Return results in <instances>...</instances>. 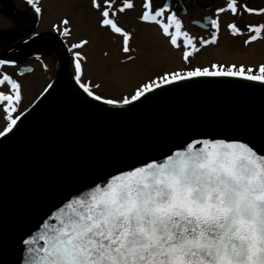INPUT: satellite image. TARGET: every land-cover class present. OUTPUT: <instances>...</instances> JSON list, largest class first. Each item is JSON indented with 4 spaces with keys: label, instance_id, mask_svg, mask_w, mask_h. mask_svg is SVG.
Instances as JSON below:
<instances>
[{
    "label": "snow or ice",
    "instance_id": "obj_1",
    "mask_svg": "<svg viewBox=\"0 0 264 264\" xmlns=\"http://www.w3.org/2000/svg\"><path fill=\"white\" fill-rule=\"evenodd\" d=\"M27 2L35 13L42 12L35 0ZM90 7L96 13L98 30L120 37L123 53L132 51L133 33L117 17L134 9L133 0H120L119 6L117 0H90ZM225 12L235 18L243 13L264 14V8L227 0L209 21L212 31L207 39L190 34L167 3L154 7L153 0H143L138 20L156 25L171 47L182 49V59L187 63L201 46L218 43L220 14ZM70 23L65 16L54 26L61 37L70 35ZM245 27L250 33L243 41L245 45L264 38V23ZM226 28L233 36L243 35L236 19ZM48 39L58 43L55 36ZM89 42L81 38L72 43L67 49L71 58L65 62L66 71L69 66L73 68L69 80L82 90L77 94L88 104L98 101L114 108L133 106V102L149 99V94L156 95L155 90L165 85L180 87L179 82H195L199 77H233L264 85V63L258 70L244 64H212L165 72L141 83L130 96L106 98L94 91L100 84L84 79L82 61L86 57L75 51ZM9 65L15 61L0 59V69ZM5 85L7 91H0V110L5 117L0 140L15 135L18 121L28 111L20 110L23 85L3 72L0 87ZM50 90L54 91L53 84H48L40 96H51ZM244 139L189 137L178 150L169 149L170 154L162 160L129 164L117 168L116 174L109 173L103 183L92 181L95 186L56 211L54 222H44L37 236L22 241L27 246L26 264H264V154ZM5 248V237L0 233V252ZM3 264L9 262L4 260Z\"/></svg>",
    "mask_w": 264,
    "mask_h": 264
},
{
    "label": "water",
    "instance_id": "obj_2",
    "mask_svg": "<svg viewBox=\"0 0 264 264\" xmlns=\"http://www.w3.org/2000/svg\"><path fill=\"white\" fill-rule=\"evenodd\" d=\"M60 46L62 77L53 94L42 97L0 144V233L6 241L0 264H26L22 241L54 222L56 211L95 186L92 181L103 183L129 164L162 160L189 137L241 136L264 154L263 85L199 77L180 87L165 85L133 106L88 104L68 78L66 48Z\"/></svg>",
    "mask_w": 264,
    "mask_h": 264
},
{
    "label": "flooded vegetation",
    "instance_id": "obj_3",
    "mask_svg": "<svg viewBox=\"0 0 264 264\" xmlns=\"http://www.w3.org/2000/svg\"><path fill=\"white\" fill-rule=\"evenodd\" d=\"M166 1L167 0H153V6H162ZM35 2L42 8L41 13H35V9L27 0H0V59L15 61V65L4 66L0 69V73L7 72L11 74L13 78L17 79L23 85V99L20 110H28L25 112V116L41 100L42 97L40 93L43 89L48 84H53L54 87L55 84L61 80L64 59L60 44L66 48L67 59L70 60L71 53L68 52L67 49L72 43L78 42L81 38H86L90 41L87 46L82 49H75V51H81L86 57V59L82 61L84 79L90 80L93 84H98V81L87 76L86 64L91 65L92 62L95 63V59L97 58L98 62L102 61L104 63L105 60V63H107L109 54L117 57L118 55L121 56V54H134L137 50V48L134 50V45L132 44L133 42L135 43L134 27L131 24L127 27L124 26L125 24L121 22L123 13L118 14V22L133 33V38L130 41V48L132 51L129 53L122 52L120 37H113L107 32L98 30L96 13L90 7V0H35ZM133 2L135 5L134 9L126 11L130 12L129 14L131 17H127V21L132 20L138 24H142L144 29L142 28L141 33H143V36L146 38V47L150 44L148 46L150 50L155 51V49H153L154 46L156 47V44L163 43L168 46V49L170 47L174 51H178L179 49L170 46L168 38L162 35L156 25L145 24L138 20V16L142 11L143 0H133ZM245 2L253 8H264V0H240L241 4ZM119 3L120 0H117V6H119ZM226 3L227 0H168L171 9L175 11L182 20L184 28L193 36L203 37L205 39L209 38L212 31L210 24L204 23L205 20L209 22L211 19L215 18L216 9L225 6ZM57 9H59V11L55 12ZM65 16L71 21L69 25L70 35L61 37L54 26L58 25L59 21ZM221 18L228 19L229 21L236 19L238 21V26L243 30V35L233 36L226 28L227 23L221 24L219 40L220 38H228V40H222V42H226L225 45L219 47L218 43L209 44L207 46H201L200 49L214 46L221 49L220 52L223 53L222 55H229L230 57L244 56L249 61L248 64L244 65L258 70V66L264 63V38H260L248 45H245L243 41L246 40L250 34L245 26L264 23V14L243 13L241 16L234 18L230 12H225L220 14V20ZM254 19L255 21H253ZM243 20H249V22H243ZM186 23L198 30L200 36L192 33L187 28ZM60 27L62 29L63 25H60ZM81 31H85L88 34L82 36L79 34ZM103 32L107 33V37L108 35L111 37L109 40L115 47L109 45L111 49L108 50V38L103 35ZM52 36L56 37L58 43L48 39V37ZM99 42L101 43L97 44ZM238 42L240 44H237ZM116 45H118V47H116ZM12 47L13 49L7 52V50ZM258 47V52L263 50V56L255 60L252 58L254 53L252 51H255ZM96 49L97 52H95ZM105 53H107V55H105ZM92 54L94 57H92ZM163 55L167 56L165 53ZM179 58L182 63H185L182 59V52ZM45 64L47 65V69L44 68ZM231 64L236 63L221 65L230 66ZM240 64L243 63H238L237 65ZM22 67H24L26 71L21 72ZM162 68L165 69L166 67ZM28 69H31V71H28ZM45 73L49 75V78L46 79L48 81L46 82L44 80ZM69 73H73V68L70 66L68 67V75ZM71 82L78 91H82L78 89V86H75L74 80ZM97 90L98 89L94 88V91ZM0 91H7V86L0 87ZM22 118L24 117H21V119ZM4 126L5 117L2 110H0V130H2ZM2 141L3 140H0V144Z\"/></svg>",
    "mask_w": 264,
    "mask_h": 264
},
{
    "label": "rangeland",
    "instance_id": "obj_4",
    "mask_svg": "<svg viewBox=\"0 0 264 264\" xmlns=\"http://www.w3.org/2000/svg\"><path fill=\"white\" fill-rule=\"evenodd\" d=\"M57 11H59V9L55 10V12ZM129 13L130 12H125L122 14L123 17L121 18V22L124 23V26L126 27L130 24L134 27L135 43L133 42L132 44L134 45V50L137 48L136 53L134 52V54L129 53L124 55L121 54V56L118 55L117 57L111 56V54H109L107 63H105V60L104 63L102 61L98 62L97 58L95 59V63L92 62L91 65L86 64L87 76L89 78H93L95 81H98V84H100V88H98L96 92L102 96H105L106 98L122 99L124 96H130L134 92L135 88L141 83L147 82L149 78H157L159 75H163L168 71H186L193 67H210L212 64L217 63H249L247 58L244 56H231L234 57L231 58L229 55H222L223 53L220 52L221 49L214 46H210L206 49H200L194 54V56L190 58V62L187 63H182L180 61L179 55L182 52V49L174 51L170 47L168 49L166 44L158 43L156 44V47L154 46L153 48L155 51L150 50L148 47L150 44L146 47V38L143 36V33H141L142 28L144 29V27L142 24H138L132 20L127 21V17H130ZM253 21H255V19ZM228 22V19L221 18V24ZM243 22H249V20H243ZM186 25L192 33L200 36V32L198 30L194 29L187 23ZM79 34L84 36L88 33L81 31ZM103 35L108 38V50L111 49L109 45L115 47V45H113V43L109 40L111 37L109 35L107 37V33L104 32ZM222 40H228V38H220L218 42L219 47H222L226 43L222 42ZM101 42L97 44H100ZM237 44L240 43L238 42ZM116 47H118V45H116ZM258 51L259 47L255 51H252L254 52L252 58L255 60L263 56V50H261V52ZM95 52H97V49ZM163 52L167 56L163 55ZM127 56H132L134 59L128 61L126 59ZM92 57H94L93 54ZM162 67L166 68L164 69ZM48 78L49 75L45 73V82L48 81L46 80Z\"/></svg>",
    "mask_w": 264,
    "mask_h": 264
}]
</instances>
